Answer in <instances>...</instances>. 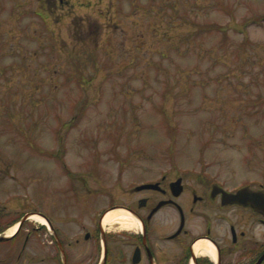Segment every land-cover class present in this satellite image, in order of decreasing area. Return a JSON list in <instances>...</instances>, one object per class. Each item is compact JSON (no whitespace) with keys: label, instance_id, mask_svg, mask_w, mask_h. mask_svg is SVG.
Returning <instances> with one entry per match:
<instances>
[{"label":"rangeland","instance_id":"rangeland-1","mask_svg":"<svg viewBox=\"0 0 264 264\" xmlns=\"http://www.w3.org/2000/svg\"><path fill=\"white\" fill-rule=\"evenodd\" d=\"M41 4L0 0V207L264 175V0Z\"/></svg>","mask_w":264,"mask_h":264},{"label":"flooded vegetation","instance_id":"flooded-vegetation-1","mask_svg":"<svg viewBox=\"0 0 264 264\" xmlns=\"http://www.w3.org/2000/svg\"><path fill=\"white\" fill-rule=\"evenodd\" d=\"M59 2L43 0L40 6L52 11ZM206 180L188 184L163 169L130 178L120 194H106L105 204L103 193L70 186L56 197L39 198L32 212L0 207V236L7 237L0 241V263L264 264V175L230 189ZM143 184L150 186L139 188ZM241 188L242 202L222 200L221 189L236 194ZM117 209L134 222L107 219ZM14 225L15 233L7 235Z\"/></svg>","mask_w":264,"mask_h":264},{"label":"bare ground","instance_id":"bare-ground-1","mask_svg":"<svg viewBox=\"0 0 264 264\" xmlns=\"http://www.w3.org/2000/svg\"><path fill=\"white\" fill-rule=\"evenodd\" d=\"M114 216H118V217H117L118 219H122V220H124V221H126V222H134V220H132V218H131V215H130L128 212H126V211H124V210H122V209H117V210H114V211L110 212V213L107 215V219H109L110 217H114ZM15 230H16V225L13 226V227L8 231L7 235H11V234H13V233L15 232ZM201 244H204V242H202Z\"/></svg>","mask_w":264,"mask_h":264},{"label":"water","instance_id":"water-1","mask_svg":"<svg viewBox=\"0 0 264 264\" xmlns=\"http://www.w3.org/2000/svg\"><path fill=\"white\" fill-rule=\"evenodd\" d=\"M178 182H179V180L177 181V184H178ZM178 189L181 190L180 187ZM221 191H222V200L223 201H239V202H242L243 198L245 197L244 196L245 195L244 189H239L236 194L227 193L223 189H221ZM2 239H3V237H0V240H2Z\"/></svg>","mask_w":264,"mask_h":264},{"label":"trees","instance_id":"trees-1","mask_svg":"<svg viewBox=\"0 0 264 264\" xmlns=\"http://www.w3.org/2000/svg\"><path fill=\"white\" fill-rule=\"evenodd\" d=\"M215 29H217V30H219V29L220 30H223L222 27H219V26L215 27Z\"/></svg>","mask_w":264,"mask_h":264}]
</instances>
